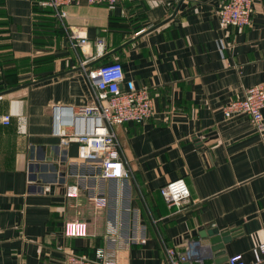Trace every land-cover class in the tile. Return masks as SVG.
Returning <instances> with one entry per match:
<instances>
[{"label": "crops", "instance_id": "crops-1", "mask_svg": "<svg viewBox=\"0 0 264 264\" xmlns=\"http://www.w3.org/2000/svg\"><path fill=\"white\" fill-rule=\"evenodd\" d=\"M41 1L0 0V117L10 116L8 124L0 118V264L94 258L107 221L123 215L125 236L134 210L145 239L117 243L118 264H167L166 247L208 245L193 231L213 227L237 233L224 244L226 258L191 264H227L233 253L249 264L264 241V131L245 114L224 117L222 107L246 87L264 88V0H254L242 29L220 25L224 0H82L65 7L63 20ZM67 27L88 45L73 47ZM97 40L104 53L92 59ZM110 61L125 81L148 87L153 105L147 121L114 127L130 170L123 201L116 181H100L80 162L76 142L52 133L53 107L89 104L85 71ZM179 178L190 197L168 205L159 189ZM88 187L104 191V206ZM74 219L87 222L86 236L64 235Z\"/></svg>", "mask_w": 264, "mask_h": 264}, {"label": "built area", "instance_id": "built-area-1", "mask_svg": "<svg viewBox=\"0 0 264 264\" xmlns=\"http://www.w3.org/2000/svg\"><path fill=\"white\" fill-rule=\"evenodd\" d=\"M82 0H42L40 4L53 9L56 18L66 17L65 7L77 4ZM88 4H105L114 7L118 0H85ZM254 0H224L216 12L218 21L223 27L234 26L238 29L252 23ZM67 37L73 47L81 50L88 45V38L82 31L67 27ZM96 52L92 59L103 55L100 40L95 42ZM86 61L81 62V66ZM86 78L92 89V101L81 106L55 105L53 107V135L74 141L78 144V158L93 171L100 181H116L120 190L116 196L124 200V188L130 178L121 153L120 143L114 127L122 123H143L153 115L152 97L146 86H136L132 80H124L122 65L117 61L100 64L87 69ZM264 88L252 85L244 89L242 98L229 101L222 107L224 117L245 114L250 124L258 133L264 131ZM3 124L10 121L9 115H2ZM47 189V187H45ZM92 203L104 206L107 202L104 191L98 187L94 191L87 188ZM159 192L168 205L179 206L190 197V190L184 179L179 178L163 185ZM77 194V187L67 191L72 197ZM123 215L107 221L104 232V246L95 250V257L84 254L68 253L64 264H118L115 255L117 243H142L145 239L144 226L139 223L137 211L134 210L130 221V233L123 235ZM67 237H84L88 233L87 222L82 219L69 220L63 226ZM167 264L203 263L212 257L208 245L199 240H192L185 248H165ZM253 260L249 264H260L264 260V241L252 248ZM227 264H248L241 253L230 254Z\"/></svg>", "mask_w": 264, "mask_h": 264}, {"label": "water", "instance_id": "water-1", "mask_svg": "<svg viewBox=\"0 0 264 264\" xmlns=\"http://www.w3.org/2000/svg\"><path fill=\"white\" fill-rule=\"evenodd\" d=\"M36 81L37 80L33 82ZM236 234L237 233L234 229L220 231L215 227L193 231V235H198L200 238H208V246L212 252V257L215 258L216 262L221 261V258H226L227 253L224 249V244L230 242ZM184 264L189 263L186 262Z\"/></svg>", "mask_w": 264, "mask_h": 264}]
</instances>
